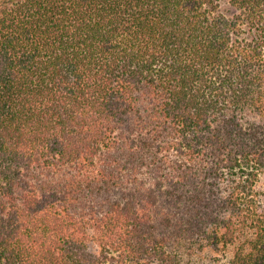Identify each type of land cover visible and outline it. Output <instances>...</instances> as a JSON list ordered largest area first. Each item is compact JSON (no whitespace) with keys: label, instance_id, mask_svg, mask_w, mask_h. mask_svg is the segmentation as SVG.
Returning <instances> with one entry per match:
<instances>
[{"label":"trees","instance_id":"trees-1","mask_svg":"<svg viewBox=\"0 0 264 264\" xmlns=\"http://www.w3.org/2000/svg\"><path fill=\"white\" fill-rule=\"evenodd\" d=\"M221 1L0 0V264H264V0Z\"/></svg>","mask_w":264,"mask_h":264},{"label":"rangeland","instance_id":"rangeland-1","mask_svg":"<svg viewBox=\"0 0 264 264\" xmlns=\"http://www.w3.org/2000/svg\"><path fill=\"white\" fill-rule=\"evenodd\" d=\"M220 10L227 15H230L233 12L228 3L223 0L220 4ZM257 186V190H263L262 182H259ZM230 256L231 254L228 253V251L225 253H217L215 251L206 249L197 250L193 257L190 258L188 256H185V261L183 264H226V261Z\"/></svg>","mask_w":264,"mask_h":264}]
</instances>
